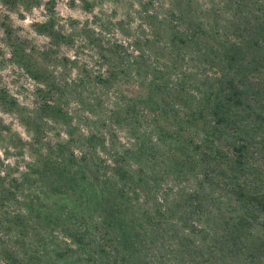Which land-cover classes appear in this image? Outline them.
Returning a JSON list of instances; mask_svg holds the SVG:
<instances>
[{"label":"trees","instance_id":"16d2710c","mask_svg":"<svg viewBox=\"0 0 264 264\" xmlns=\"http://www.w3.org/2000/svg\"><path fill=\"white\" fill-rule=\"evenodd\" d=\"M127 5L96 20L98 70L39 49L30 104L2 94L27 139L0 126V264H264V7Z\"/></svg>","mask_w":264,"mask_h":264},{"label":"rangeland","instance_id":"374dc122","mask_svg":"<svg viewBox=\"0 0 264 264\" xmlns=\"http://www.w3.org/2000/svg\"><path fill=\"white\" fill-rule=\"evenodd\" d=\"M122 1L123 3L117 6L113 4V0H0V126L3 135L12 133L15 139L18 135L27 139L15 112L2 104V101L9 99L2 95L3 93L14 96L18 102L30 104V93L35 83L22 66L21 57L27 54L26 56L34 61L37 50L52 48L54 50L52 57L66 55L76 61L74 70L68 73L69 77H75L81 71L82 64H86L90 69L98 70L101 47L98 46L100 45L97 41L99 37L95 35L99 33L96 20L98 17L111 15L117 21L122 18L123 11L128 7L127 3L136 0ZM191 2L197 14L207 16L216 14L221 18H224L227 13L238 11L242 15L264 7V0H191ZM227 3L230 4L227 5ZM136 10L137 7L133 6L131 11ZM240 18L242 19L241 24H245L246 17ZM49 21L53 23L55 34L64 35L57 40V46L52 45L54 39L38 31L40 26L38 24H48ZM137 21L135 15H132L127 22L128 28L120 29L118 26H113L103 35L127 40L130 35L134 34ZM219 23L221 26L222 21ZM66 62L63 59L58 62L48 56L44 58L46 66L51 67L50 69L58 67L57 70L61 72H64L62 68ZM261 131L258 130V132ZM261 145L262 151L257 153L258 157L255 158L259 165L256 171L264 180V143ZM5 147V143L0 138V153H4ZM15 155L18 154L10 150L8 155L2 154L1 156L2 160L12 162Z\"/></svg>","mask_w":264,"mask_h":264}]
</instances>
